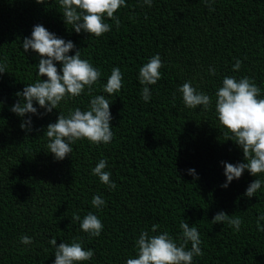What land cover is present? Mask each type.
Segmentation results:
<instances>
[{"label":"trees","instance_id":"obj_1","mask_svg":"<svg viewBox=\"0 0 264 264\" xmlns=\"http://www.w3.org/2000/svg\"><path fill=\"white\" fill-rule=\"evenodd\" d=\"M125 3L114 14L119 28L106 18L111 31L95 37L65 25L58 0H0V63L7 64L0 73V264H54L49 240L55 238L58 246L73 237L94 252L81 264H125L135 257L141 231L154 235L151 226L159 224L158 232L166 230L175 239L181 219L200 233L203 255L194 257L193 264H264V231L256 227L264 214V184L255 196L244 195L253 180L264 181V174L256 177L245 170L221 187L226 180L221 161L243 162V153L226 140L227 130L214 111L215 91L224 76H248L264 96V0H152L151 7L143 0ZM37 24L72 41L81 58L100 69L92 95L111 102L110 143L79 140L63 160L46 148V126L59 111L67 115L69 109H88L87 88L51 113L35 102L37 114L20 117L10 110L18 91L46 79L37 75L41 57L22 48ZM156 54L163 64L161 79L148 86L151 99L144 102L138 72ZM236 59L242 61L239 71H233ZM56 67L59 71L61 65L56 62ZM113 67L120 68L123 87L109 96L102 86ZM210 67L215 75L209 74ZM186 81L212 98L210 109L185 107L177 88ZM29 117L31 131L22 130ZM100 159L107 160L114 190L91 174ZM93 196H101L105 205L92 207ZM220 211L242 218L238 232L211 222ZM89 212L103 223L98 237L72 222L73 213L83 218ZM22 235L32 243L21 244Z\"/></svg>","mask_w":264,"mask_h":264},{"label":"clouds","instance_id":"obj_2","mask_svg":"<svg viewBox=\"0 0 264 264\" xmlns=\"http://www.w3.org/2000/svg\"><path fill=\"white\" fill-rule=\"evenodd\" d=\"M36 2L44 3L45 0ZM205 2L209 3V0ZM58 3L65 25H71L77 34L83 31L95 37L111 31L112 25L105 22L106 18L112 20L119 28L120 19L114 14L127 6L125 0H58ZM143 3L151 7L152 0H143ZM209 11L214 9L209 7ZM22 48L24 52L31 49L41 57L37 64V75L46 79H37L15 94L19 99L10 110L17 116L37 114L34 102L45 109V113H51L53 109H58L61 101L79 97L86 88V94L91 97L87 110L69 109L67 115L59 111L56 121L46 126L44 134L48 139V152L52 153L56 160H63L72 153L71 145L79 140H87L93 145L110 143L114 136L110 124L111 102L104 95H92L93 85L98 83L102 75L100 69L94 67L88 59H82L80 49H75L72 41L57 37L40 24L33 26L30 37L23 39ZM74 49V54L69 55ZM56 62L61 65L59 71ZM241 66L242 61L236 59L233 71H239ZM6 67V62L0 63V73H4ZM162 67L161 58L156 54L139 68L138 80L144 86L140 96L144 102L150 101L151 91L148 86L161 79ZM209 74L215 75V68L210 67ZM122 87L123 74L120 68L113 67L106 84L102 86V91L112 96ZM177 91L181 94L183 104L189 109L202 106L203 110H208L213 105L212 98L203 91H198L191 82H184ZM173 98L175 99V93ZM214 111L219 124L227 130L226 140L233 141L243 153V162L232 164L221 161L226 178L221 187L227 188L229 183L239 179L245 170L256 177L264 174V96L261 95L260 87L248 76L239 79L235 76H224L222 85L215 91ZM20 127L22 130L31 131V118L21 123ZM106 168L107 160L100 159L91 169V174L98 177L109 190H114L117 185L111 181V173L106 171ZM188 174L198 179L194 169H189ZM262 184L264 181L261 179L253 180L244 195L248 198L255 196ZM91 205L100 209L105 205V200L101 196H93ZM262 220L264 214L257 217L258 231H264V226L260 224ZM72 222H79L80 229L90 237H98L104 227L92 212L83 218L73 213ZM211 222L226 223L238 232L243 220L239 216L220 211L214 215ZM159 228V224L151 226L150 232L155 233L154 235H150L149 231H141L134 242L135 257L127 258L125 264H193L194 257L203 255L200 233L195 226L190 227L185 219L180 220L181 234L175 239L166 230L158 232ZM20 243L31 244L32 238L22 235ZM49 244L55 249L54 264H81L91 260L94 255L92 249L83 247L78 237H73L71 243L61 242L58 246L53 238L49 240Z\"/></svg>","mask_w":264,"mask_h":264}]
</instances>
